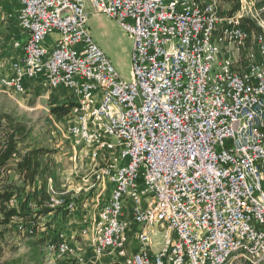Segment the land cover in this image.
<instances>
[{
  "label": "built area",
  "instance_id": "obj_1",
  "mask_svg": "<svg viewBox=\"0 0 264 264\" xmlns=\"http://www.w3.org/2000/svg\"><path fill=\"white\" fill-rule=\"evenodd\" d=\"M88 2L133 40L132 83L91 39L84 0H20L26 38L0 79L19 94L38 80L70 106L66 139L86 160L90 197L47 193L44 206L121 264H260L264 25L247 29L246 4L226 14L215 0ZM68 237L60 230L51 254L71 253Z\"/></svg>",
  "mask_w": 264,
  "mask_h": 264
},
{
  "label": "rangeland",
  "instance_id": "obj_2",
  "mask_svg": "<svg viewBox=\"0 0 264 264\" xmlns=\"http://www.w3.org/2000/svg\"><path fill=\"white\" fill-rule=\"evenodd\" d=\"M215 1L221 13L232 14L236 0ZM84 3L87 13L86 27L91 39L110 61L119 79L126 84L132 83L133 40L117 20L107 14L94 12L88 0H84ZM241 4H246L253 15L247 17L248 22H244V25L255 33H262V30L259 32L256 27L260 28L258 23L264 25V0H240L239 7ZM16 32L14 25H9L7 29L0 25V79L9 75V61L13 55V37ZM35 86L36 88L33 84L30 86L27 84L25 92L19 94L0 84V141H3L7 132L11 133L13 128L22 125L25 130L24 140L18 144L20 155L23 156L38 149L45 151L41 160L48 165L51 173V176L45 180L46 194L76 195L80 206L90 197L83 192L86 184L83 175H85L87 163L84 158L79 159L78 155L75 159L66 139L68 115L57 118L50 111L56 106L63 105L64 93L52 91L44 85ZM12 175V172L3 173L0 187L5 185L6 181L16 179L12 178ZM40 186L37 182L36 198L31 196L27 201L34 204L28 209L33 217L39 209L37 200ZM51 216L38 218L40 224L35 229L31 228L32 224H19L16 218L7 226L0 225V232H4L0 245V264H121L116 260L115 254L96 255L93 247L89 246L91 244L83 241L77 234L71 238L73 234L67 233L68 239L71 238V253L64 256L51 254L49 250L51 240L48 241L47 246L38 241H44V237L50 238L52 234L59 233L61 226L65 230L69 227L63 224L59 226L58 220H48ZM62 216L68 218L66 215ZM69 218L72 219L73 216ZM45 224L47 227L44 226ZM155 231L157 233L153 238L161 241L163 232L158 228H155ZM134 245L132 244V247ZM230 264L250 263L233 260ZM260 264H264V260Z\"/></svg>",
  "mask_w": 264,
  "mask_h": 264
},
{
  "label": "trees",
  "instance_id": "obj_3",
  "mask_svg": "<svg viewBox=\"0 0 264 264\" xmlns=\"http://www.w3.org/2000/svg\"><path fill=\"white\" fill-rule=\"evenodd\" d=\"M239 2L240 0H236V4L231 11L232 13H235L239 9ZM244 22H248V20L245 19ZM256 28L259 32L261 31L259 27ZM69 107V105L63 103V105L56 106L50 111L57 118H60L61 116L68 115ZM24 130L22 125H18V127L12 129L11 133L7 132L3 141H0V183L3 180V173L12 172L13 175L11 177L16 178L9 182L6 181V184L0 187V225L7 226L16 218L19 220V224H32L31 228L35 229L40 224L38 218H45L49 213H52V210L45 207L43 203L47 198L45 180L51 176V173L48 165H45L41 160L45 154L43 149L30 151L23 156L20 155L18 144L24 140ZM37 182L41 185L37 200L39 209L33 217L28 212L27 201L31 196L36 198L38 194V190L36 189ZM30 187H32L31 190ZM26 188L28 189L26 190ZM12 199L20 201L18 207H11L9 205ZM46 225L44 226L47 227ZM3 234L4 232L1 231L0 245L4 237ZM44 238V241L39 240L38 242L47 246L48 241L51 240L50 244L55 245L57 234H52L50 238Z\"/></svg>",
  "mask_w": 264,
  "mask_h": 264
},
{
  "label": "crops",
  "instance_id": "obj_4",
  "mask_svg": "<svg viewBox=\"0 0 264 264\" xmlns=\"http://www.w3.org/2000/svg\"><path fill=\"white\" fill-rule=\"evenodd\" d=\"M201 2H208L210 0H200ZM20 10V0H0V25L3 26L4 29H7L10 26L14 25L15 29L17 32L15 33V36L13 37V42H23L25 40V36L21 31L19 30L17 26V16ZM53 36H50L46 39V44H50L52 41ZM13 51V50H12ZM15 56V52L13 51L12 57ZM30 86L33 84V86L36 88L35 85H42L38 80H32V81H26L25 85ZM34 88V90H35ZM36 91V90H35ZM62 100V99H61ZM63 101V100H62ZM52 215L51 217L48 218V220L51 221L53 220H58L59 221V226L64 225V226H69L68 228H65L61 226V230L65 231L68 233V235L73 234L71 238L77 234V236L80 237V221L78 219L72 218L69 220L67 217H63L62 215H58L56 213L50 214ZM47 217V216H46ZM45 217V218H46ZM88 245V243H86ZM91 246V245H89Z\"/></svg>",
  "mask_w": 264,
  "mask_h": 264
}]
</instances>
